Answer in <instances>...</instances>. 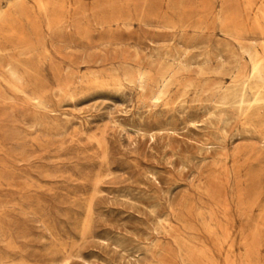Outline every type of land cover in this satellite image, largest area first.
<instances>
[{
	"label": "rangeland",
	"instance_id": "obj_1",
	"mask_svg": "<svg viewBox=\"0 0 264 264\" xmlns=\"http://www.w3.org/2000/svg\"><path fill=\"white\" fill-rule=\"evenodd\" d=\"M41 1L0 23V264H264V116L215 103L243 0Z\"/></svg>",
	"mask_w": 264,
	"mask_h": 264
},
{
	"label": "bare ground",
	"instance_id": "obj_2",
	"mask_svg": "<svg viewBox=\"0 0 264 264\" xmlns=\"http://www.w3.org/2000/svg\"><path fill=\"white\" fill-rule=\"evenodd\" d=\"M45 1V0H44ZM43 1V2H44ZM71 1V0H70ZM156 1V0H155ZM182 1V0H181ZM262 2L260 5L255 6V0H243L244 9L247 12H251L252 15L246 17V21L244 22H233L229 20V17L221 11L216 13V19L220 22L221 27L223 30L228 34L233 40L237 43V46L240 47L242 51L243 57H247V66L248 70L247 73L243 75L240 73L237 77H235L233 85L226 86L222 89V91L216 95L217 99L215 101L220 107L225 109H233L235 110L239 116H242L243 119H248L251 123L256 120L260 119L264 116L261 112L264 111V0H259ZM24 0H8L6 3V9L0 12V23L6 21L9 16L8 12L15 7H20L23 4ZM103 2V1H102ZM38 3V1H37ZM78 3V2H77ZM108 3V2H107ZM149 3V2H148ZM147 3V4H148ZM179 3V2H177ZM39 4L43 5L42 1L39 0ZM71 4V3H70ZM89 4V3H88ZM98 4V2H97ZM174 4V3H173ZM239 4V3H238ZM241 4V3H240ZM46 5V4H45ZM154 5V4H153ZM160 5V4H159ZM168 4H166L167 6ZM171 5V4H170ZM176 6V4H174ZM242 5V4H241ZM74 6V5H73ZM104 6V5H103ZM106 6V5H105ZM115 6V5H114ZM161 6V5H160ZM159 6V7H160ZM221 6V5H220ZM255 6V8H254ZM28 7V6H27ZM36 7V6H35ZM79 7V6H78ZM132 7V6H131ZM179 7V6H178ZM183 7V6H182ZM186 7V6H185ZM241 7V6H240ZM117 8V7H116ZM168 8V7H167ZM173 8V7H172ZM187 8V7H186ZM218 8V7H217ZM86 9V8H85ZM92 9V8H91ZM166 9V8H165ZM175 8H173V11ZM182 9V8H181ZM221 9V8H220ZM106 10V9H105ZM120 10V9H119ZM126 10V9H125ZM147 10V9H146ZM164 10V9H163ZM172 10V9H171ZM185 10V9H184ZM202 10V9H200ZM218 10V9H217ZM38 11V10H37ZM45 11V10H44ZM124 11V9H123ZM188 11V10H187ZM242 11V10H241ZM244 12V10H243ZM10 13V12H9ZM85 13V12H84ZM95 13V12H94ZM108 13V12H107ZM152 13V12H151ZM15 14V13H14ZM18 14V13H17ZM143 14V13H142ZM166 14V13H165ZM168 14V13H167ZM174 14V13H173ZM199 14V13H198ZM107 15V14H106ZM213 15V14H212ZM20 16V15H19ZM66 16V15H65ZM97 16V15H96ZM141 16V15H140ZM143 16V15H142ZM160 16V15H159ZM169 16V15H168ZM234 16V15H233ZM18 17V16H17ZM21 17V16H20ZM38 17V16H37ZM41 17V16H40ZM103 17V15H102ZM213 17V16H212ZM243 17V15H242ZM23 17H21L22 19ZM67 18V17H66ZM65 18V19H66ZM160 18V17H159ZM162 18H164L162 16ZM167 18V17H166ZM165 18V19H166ZM170 18V17H169ZM244 18V17H243ZM19 19V17H18ZM79 19V18H78ZM168 19V18H167ZM173 19V18H171ZM180 21L181 18L179 17ZM211 19V18H210ZM10 20V19H9ZM143 20V19H142ZM160 20V19H159ZM182 20L185 21V18ZM199 20V18H198ZM204 18H202L201 23L203 24ZM212 20V19H211ZM21 21V20H20ZM67 21V20H66ZM25 21L23 20V24ZM38 22V21H36ZM35 22V23H36ZM166 23L167 20L165 21ZM175 22V21H174ZM183 22V21H181ZM187 22V21H186ZM184 22V23H186ZM230 22L231 26H229ZM162 22V26H163ZM166 23L164 25H166ZM173 22L169 23L172 25ZM213 23V22H212ZM216 23V22H215ZM218 23V22H217ZM181 23L179 22V25ZM188 24V23H187ZM29 25V23H28ZM176 25V24H175ZM183 23L181 24L182 27ZM197 25V22L195 23ZM216 25V24H215ZM159 26V25H158ZM178 26V25H177ZM185 25H183L184 27ZM198 26V25H197ZM169 27V26H168ZM173 27V26H171ZM170 27V28H171ZM180 27V26H179ZM180 27V28H181ZM188 27V26H187ZM195 27V26H194ZM200 26L199 28H202ZM220 27V25H219ZM10 28V27H9ZM55 28V27H54ZM162 29H165L161 27ZM168 28V29H170ZM173 28H176L173 27ZM185 28V27H184ZM190 28V27H189ZM207 28V27H206ZM204 28V29H206ZM209 29V28H208ZM52 30V29H51ZM61 30V29H60ZM183 30V29H182ZM199 31L201 29H198ZM203 30V29H202ZM212 30V28H211ZM210 30V31H211ZM217 30V27H216ZM219 30V28H218ZM56 31V30H55ZM184 31V30H183ZM205 31V30H204ZM203 31V32H204ZM39 32V31H38ZM185 32V31H184ZM212 32V31H211ZM220 32V31H219ZM24 33V32H23ZM36 33V32H35ZM50 33H53V31ZM179 33V31H178ZM186 33V32H185ZM31 34V32H30ZM38 34V33H37ZM202 34V32H201ZM222 34V33H221ZM3 35V34H2ZM39 35V34H38ZM37 35V38H38ZM42 35V34H41ZM183 35V34H182ZM196 35V34H195ZM4 36V35H3ZM183 37V36H182ZM2 38V36H1ZM8 38V37H7ZM39 39V38H38ZM41 39V38H40ZM46 39V38H45ZM180 40L182 38H179ZM17 40V39H16ZM31 40V38H30ZM42 40V39H41ZM40 40V41H41ZM226 41V40H225ZM5 42V41H4ZM230 44L229 42H227ZM233 43V42H232ZM231 43V44H232ZM8 45V44H7ZM6 45V46H7ZM5 46V45H4ZM32 47V46H31ZM183 47V46H182ZM236 48V47H235ZM28 50V48H27ZM177 50V49H176ZM15 51V50H14ZM180 51V50H179ZM177 51V52H179ZM239 51V50H238ZM38 53V52H37ZM171 53V51H170ZM24 54V53H23ZM167 54V53H165ZM164 54V55H165ZM167 56V55H166ZM1 60L3 58H0ZM0 60V61H1ZM238 59L237 61L239 62ZM243 65V64H242ZM246 65V64H245ZM246 66V68H247ZM174 68V67H173ZM245 68V69H246ZM7 72L10 74L12 78L18 79V73L16 69L12 65H8ZM244 69V68H243ZM239 70V69H238ZM242 71V69H241ZM240 71V72H241ZM244 71V70H243ZM231 72V71H230ZM229 72V74H230ZM236 72V71H235ZM20 74V72H19ZM136 74V73H135ZM134 75V74H133ZM159 81H158V89L154 93L152 101L159 103L164 100L169 92V87L173 82L175 77V72L171 68H163L161 70ZM14 79V80H15ZM19 81V80H17ZM137 81L140 87L145 88L147 85H151L153 78L147 72H139L137 75ZM156 81V80H154ZM153 81V82H154ZM156 85V84H155ZM157 87V86H156ZM183 95V94H182ZM214 104V102H213ZM257 122V121H256ZM227 230V229H226Z\"/></svg>",
	"mask_w": 264,
	"mask_h": 264
}]
</instances>
